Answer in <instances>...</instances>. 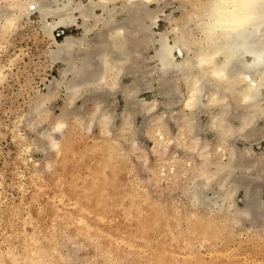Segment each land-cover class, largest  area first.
I'll return each instance as SVG.
<instances>
[{
    "label": "bare ground",
    "instance_id": "obj_1",
    "mask_svg": "<svg viewBox=\"0 0 264 264\" xmlns=\"http://www.w3.org/2000/svg\"><path fill=\"white\" fill-rule=\"evenodd\" d=\"M3 1L0 44L17 27L20 16L27 23L36 20L44 36L52 40L44 51L53 61L64 63L60 76L50 80L48 92L37 94L19 115L17 124L25 121L35 135H20L25 149L44 154L56 151L60 157L66 147L78 150L71 141L77 131L92 129L95 142L91 151L99 153H95V161H86L84 167L75 164L68 171L63 179L68 184L60 185L71 197L72 208L61 203L52 224L33 226L34 246L27 243L18 252L16 246H3L0 238V264H89L77 258L78 247L64 252L59 246L64 225L76 221L94 222V232L89 224L87 231L83 224L77 230L84 239L93 233L109 235L105 223L112 216L117 235L122 232L118 216L125 223L135 220L140 226L134 239L147 238L158 228L159 246H172L166 237L182 229L180 226L190 242L200 236L220 235L225 228L233 231L244 220L264 226V149L259 153L252 149L253 143L264 140V126H260L264 122V17L237 29L236 0H183L186 12L165 16L170 28L157 31L160 14L151 6L166 0ZM71 27L81 32L67 33ZM58 29L63 30L61 39L56 37ZM209 29L217 35L214 43L206 38ZM149 47H155L150 56L154 65L139 72L140 59ZM19 59L15 54L7 64ZM7 64L0 65V85ZM149 72L158 77L159 95L168 98L173 93L178 98L140 99L139 92L152 89ZM124 78L130 83L121 85ZM124 88V110L107 111V98ZM62 93L65 107L53 115L48 104ZM79 99L82 106L76 109L73 104ZM71 114L75 119L69 123ZM138 117L143 118L140 127ZM142 138L154 143L150 151L143 149ZM68 139L72 144L65 142ZM130 157L154 180L150 193H144L143 184L127 174ZM42 163L49 160L33 161L34 166L44 167ZM160 177L186 200L167 199L159 204ZM240 192L242 206L237 202ZM201 247L180 242L175 250L182 253L186 264L191 258L202 260Z\"/></svg>",
    "mask_w": 264,
    "mask_h": 264
},
{
    "label": "rangeland",
    "instance_id": "obj_2",
    "mask_svg": "<svg viewBox=\"0 0 264 264\" xmlns=\"http://www.w3.org/2000/svg\"><path fill=\"white\" fill-rule=\"evenodd\" d=\"M3 2V0L0 2V14L5 8ZM183 3V0H166L161 3H153L152 9H157L158 14H160L159 25L155 27V30L162 31L170 28L165 16L183 15L186 12ZM98 13L101 12L98 11ZM16 25L17 27L14 25L10 29L8 35L5 34L0 44V65L9 63V59L13 58L15 54L20 56V59L14 64H7L6 78L0 85V238L4 240L3 246H16L15 249L22 252L27 243L28 246H34V241H31L34 235L33 226L35 227L39 222H44L46 225L52 224L55 218L54 213L61 206V203L67 204L68 209L72 208L70 205L71 197L67 196L63 190L64 185L61 187L60 184H68L63 179L75 164H83L84 167L86 161H95V153L98 151H91L95 142V134L92 129L89 131L79 130L72 136L73 140H71L72 138L66 140L65 142H70V144L74 141L75 148L78 150L66 147L60 157L55 153L56 151L44 154L35 150L28 152L25 149V143L20 135L23 134L25 137H34L35 135L25 121L22 120L17 124L19 115L21 111L29 108L30 100L37 94L48 92L47 87L50 80L60 76L64 63L53 61L44 51L50 45L52 46V40L44 36L36 20L33 23H27L24 17L20 16ZM80 32L81 30L77 27H71L67 30V33L75 35ZM55 33L58 39L62 38L61 29L56 30ZM154 50L155 47H149L146 50L143 59H140L139 72L147 71L148 67L152 68L154 62L150 56L154 54ZM51 64L53 65L51 66ZM149 68L148 71L151 69ZM142 74L139 73L138 76ZM151 75L150 73L152 89L139 92L140 99L157 98L159 101H170L178 98V96L174 98L173 93L168 98L159 95L158 77L156 74ZM129 83V78H124L121 81V85ZM116 92L110 95L112 97L107 98V111L112 109L111 111L114 112H122L126 106L124 94L127 90L124 88ZM64 102L65 96L62 93L59 98L48 104L49 112L58 115L65 107ZM73 106L76 109L81 107L82 100L75 101ZM176 106H181V103ZM74 115L71 114L69 117V123L74 121ZM202 119L203 123L208 125L207 117L203 116ZM136 123L139 127L142 126L143 118L138 117ZM260 126L263 127L264 122L261 121ZM140 142L143 149L147 151H150L154 145L152 141L145 138H142ZM239 145L242 147L244 143L240 142ZM170 148H172L171 145ZM252 149L256 153L261 152L264 149V140L253 143ZM150 158L153 159V156ZM44 159H48L50 164L42 163L46 167L34 166L33 161L39 162ZM136 162L132 157L128 158L127 174L136 182L143 184L142 191L144 193H150L154 180L150 177V173L144 167L138 166ZM48 166L51 168L50 171ZM78 170L86 171V169L82 170L81 167ZM157 183L158 195L156 199H158L159 204L167 199H173L176 203H182L186 200L185 196L172 192L170 182L167 179L160 177ZM261 189L264 199V186ZM242 195L243 193L240 192L237 197L238 205L241 206ZM177 214L180 216L181 211H177ZM67 219L64 218V220ZM114 221V216L106 220L105 225L108 226L109 235L103 237L93 233L89 236L86 235L84 239L77 230H81L83 224V230L87 231L89 224V226H93L90 231L94 232V222L80 223V221L77 223L76 221L64 225L63 237L59 244L60 249H64V252L69 250L74 252V249L78 247V249L76 248L77 251L74 252L77 258L84 263L90 262L89 264H98V261L106 262V264H185L182 253L178 252V249L175 250V246L184 242L189 247L202 246L201 252L203 254L202 260L191 258L186 264H264V226L256 227L252 221L244 220L234 226L233 231L225 228L220 235L207 238L200 236L193 242H190L187 232L180 226L182 229L166 237L171 240H168V245L172 246H159L161 236L158 228L152 229L147 238L144 236L134 239V234L140 224L135 220L125 223L120 216H118L117 224L122 227V232L117 235L113 229ZM73 243L76 245L72 246Z\"/></svg>",
    "mask_w": 264,
    "mask_h": 264
},
{
    "label": "clouds",
    "instance_id": "obj_3",
    "mask_svg": "<svg viewBox=\"0 0 264 264\" xmlns=\"http://www.w3.org/2000/svg\"><path fill=\"white\" fill-rule=\"evenodd\" d=\"M234 7L237 11L235 21L237 29L247 28L258 16L264 17V0H236ZM206 38L214 43L217 35L212 29H209Z\"/></svg>",
    "mask_w": 264,
    "mask_h": 264
},
{
    "label": "built area",
    "instance_id": "obj_4",
    "mask_svg": "<svg viewBox=\"0 0 264 264\" xmlns=\"http://www.w3.org/2000/svg\"><path fill=\"white\" fill-rule=\"evenodd\" d=\"M62 31V33H63V30H61ZM58 35H60V34H58Z\"/></svg>",
    "mask_w": 264,
    "mask_h": 264
}]
</instances>
